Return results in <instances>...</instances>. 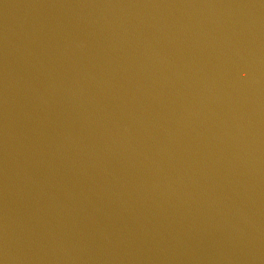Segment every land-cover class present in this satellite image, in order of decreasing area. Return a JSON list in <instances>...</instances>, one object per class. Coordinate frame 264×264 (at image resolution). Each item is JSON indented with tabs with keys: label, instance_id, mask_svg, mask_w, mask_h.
Listing matches in <instances>:
<instances>
[{
	"label": "water",
	"instance_id": "1",
	"mask_svg": "<svg viewBox=\"0 0 264 264\" xmlns=\"http://www.w3.org/2000/svg\"><path fill=\"white\" fill-rule=\"evenodd\" d=\"M0 264H264V0H0Z\"/></svg>",
	"mask_w": 264,
	"mask_h": 264
}]
</instances>
